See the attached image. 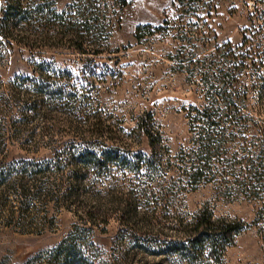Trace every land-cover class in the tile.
Wrapping results in <instances>:
<instances>
[{
  "label": "rangeland",
  "instance_id": "rangeland-1",
  "mask_svg": "<svg viewBox=\"0 0 264 264\" xmlns=\"http://www.w3.org/2000/svg\"><path fill=\"white\" fill-rule=\"evenodd\" d=\"M72 4L53 0L51 9L67 15ZM115 11L108 37L85 45L88 55L75 53L51 29L41 36L35 31L20 34L29 38L28 44L17 42L15 33V40L4 48L0 93L9 97L10 108L0 105V170L17 171L20 162L35 160L49 161V171L13 174L0 184V264H76L52 258L69 238L87 244L82 249L90 264H177L174 256L155 251L181 239L183 227L204 209L214 220L235 219L247 227L234 237L221 262L206 252L197 264H264V240L254 223L260 203L220 193V155L208 159V180L191 186L182 174L199 162L197 142L210 137L215 147V139H220V122L212 130L203 123L191 129L188 115L192 108L213 106L220 116V91L225 87L220 70L235 64L222 57L223 51L239 58L249 54L239 74V88L246 90L240 112L248 128L240 134L238 127L222 120L223 129L241 137L228 147L241 157L243 151L260 147L258 139L264 141V0H200L187 5L126 0V6ZM244 38L247 42L241 46ZM51 60L72 79L58 81L49 70L44 83L52 89L68 83L77 101L44 96L43 106L28 114L26 122L10 125L38 94L32 87H20L17 93L8 85L15 78L39 79L37 64ZM147 115L161 148L155 171L140 167L128 173L113 167L103 176L73 182L76 195L67 198L70 161L82 149L116 147L128 157L150 156L143 134ZM181 155H187L186 162L178 160ZM129 199L136 215L120 222ZM90 210L96 214L94 224L87 217Z\"/></svg>",
  "mask_w": 264,
  "mask_h": 264
},
{
  "label": "trees",
  "instance_id": "trees-1",
  "mask_svg": "<svg viewBox=\"0 0 264 264\" xmlns=\"http://www.w3.org/2000/svg\"><path fill=\"white\" fill-rule=\"evenodd\" d=\"M53 0H0V58L4 52L5 47L11 45V40H15L14 34H28L34 32L36 34L47 35L51 29L57 30V34L64 38L72 50L78 55L86 54L85 45L88 42L97 43L99 39H106L108 37L107 30L111 24V16L116 15V8L118 12L126 6V0H72L73 4L70 7V13L57 15L52 9ZM181 5H187L190 2L200 0H176ZM42 29V30H39ZM43 32L44 30H46ZM38 30V31H37ZM84 32V33H83ZM136 31V38H138ZM85 34V35H84ZM89 37H92L89 39ZM22 44L31 43L28 37H18ZM41 40H48L41 37ZM34 42L40 43V40ZM247 39L244 38L241 46H245ZM238 55L232 51H223L222 57L226 61H233L235 64L229 69L221 71V78L225 81V87L220 91V116L218 109L213 106L203 108L202 110L191 109L188 115L189 126L194 129L198 123L205 124L210 130L219 126L220 122V139H215L217 145L214 147L211 143L210 137L204 138L197 142L196 156L199 160L196 165L185 168L182 174L186 177L191 186L200 184L205 178L208 180V159L216 154L220 155V193L225 198H232L233 196H243L245 199L260 203L255 215L254 223L258 224V231L264 240V141L258 139L260 147L255 151L248 149L245 155L239 157L237 152H231L228 147L240 138L233 133L237 131L227 132L222 128V120L232 127H238L239 133L242 134L248 127V121L241 114L242 100L245 98V88L239 82L241 68H246L245 62L249 60L248 53ZM97 52L92 55L97 56ZM257 58V57H256ZM90 62V61H87ZM55 64L53 60L50 62L40 61L37 64L39 79H30L29 77L15 78V81L8 85L10 88L18 91L20 87L26 90L28 87L34 88L38 96L33 102H28L21 109V117H12L10 125L18 126L27 121L29 115L35 113L41 106H43V97L47 96L54 101H77L78 95L71 93L68 90V83L55 89L50 88L44 83L49 76L44 72L51 71L55 74V79L58 81H70L72 77L69 74L60 72V68L52 65ZM252 64H255L252 61ZM261 65V60L258 62ZM97 66V63H96ZM54 68V69H53ZM91 72V68L87 69ZM20 88V89H19ZM17 93L14 95L16 96ZM14 96H11L14 98ZM9 98V97H8ZM4 93H0V105L5 108H10L9 99ZM15 99V98H14ZM194 115L191 116V113ZM150 115L146 116L143 123L146 129L143 134L148 140L150 149L149 157H142L141 155L128 157L122 155L116 147L96 148V150L82 149L70 161L69 178L70 182L66 187L65 195L72 197L76 195L73 182L86 180L89 176L100 177L109 172L111 168L122 170L128 173L138 172L140 167H145L148 171H155V165L160 156L159 135L152 130L150 123L152 122ZM225 118V119H224ZM194 124H196L194 126ZM98 124H95L97 126ZM0 126H2L0 122ZM98 127V126H97ZM19 128V127H18ZM17 130V127H15ZM199 128H197L198 130ZM96 132V131H94ZM2 142V141H1ZM105 146V145H103ZM256 147V146H255ZM253 147V148H255ZM187 155H181L180 162L184 161ZM49 161L42 163L35 160L20 162V169L15 171L13 169L0 170V184L7 181L13 174L20 176H29L36 174V172L49 171ZM58 164V163H57ZM47 165V166H46ZM92 187H89V190ZM113 190V189H112ZM115 190V189H114ZM111 191V190H110ZM93 211V210H92ZM90 210L87 217L94 224L96 214ZM135 206L128 200L127 207L120 215V222L126 221L130 217H135ZM103 218V219H102ZM104 220V216H101ZM247 225L239 220H214L211 213L204 209L198 212L192 219L190 224H186L183 228V237L174 242H166L159 245V249L155 254H169L177 259V264H197L203 253L210 256L214 262H221L224 252L227 247L231 246L234 237L240 234ZM80 238H74L64 241L53 253V259L63 258L70 260L76 264H90L85 257L84 249L87 244ZM144 249V248H143ZM147 252V251H146Z\"/></svg>",
  "mask_w": 264,
  "mask_h": 264
}]
</instances>
